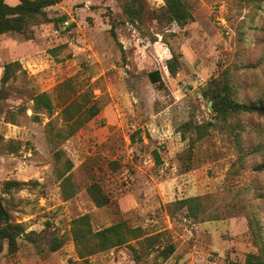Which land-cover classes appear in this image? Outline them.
<instances>
[{
	"label": "rangeland",
	"instance_id": "1",
	"mask_svg": "<svg viewBox=\"0 0 264 264\" xmlns=\"http://www.w3.org/2000/svg\"><path fill=\"white\" fill-rule=\"evenodd\" d=\"M127 1L63 0L32 39L0 35V87L3 66L21 65L0 101V195L12 222L36 239L21 235L14 253L4 242L0 264H138L132 248L145 264H231L256 251L246 214L264 195V116L238 117L248 147L241 161L230 129L218 125L197 140L195 126L212 118L200 88L226 69L239 99H264V0H186L195 21L183 28H160L153 12L164 0H139L143 20L127 22ZM172 51L181 64L175 77L166 66ZM154 71L161 85L151 81ZM41 93L54 108L37 119L32 99ZM83 95L102 110L63 140L62 110ZM68 160L75 194L65 200L59 174ZM12 180L25 185L5 193ZM93 183L108 205L94 204ZM196 196L206 213L174 212V202ZM83 215L94 231L126 222L144 235L162 233L176 251L156 261L132 240L81 257L70 232ZM50 235L66 238L58 251H50Z\"/></svg>",
	"mask_w": 264,
	"mask_h": 264
},
{
	"label": "trees",
	"instance_id": "2",
	"mask_svg": "<svg viewBox=\"0 0 264 264\" xmlns=\"http://www.w3.org/2000/svg\"><path fill=\"white\" fill-rule=\"evenodd\" d=\"M16 4L11 5L8 0H0V35L7 33H15L23 35L27 39H32L33 27L41 24L50 23L53 20L48 15L47 9L60 3L63 0H16ZM123 12L127 18V22L132 24L141 22L145 12L144 5L139 0H128L124 3ZM153 16L160 28H166L176 23L180 28L195 21L192 9L186 0H164V6L155 10ZM62 18L61 21H63ZM112 34L117 37L115 26H113ZM172 57L167 61V68L172 77H175L180 69V60L178 55L173 51ZM180 57V56H179ZM19 62H10L3 66L0 87V101L7 98L8 93L5 89L6 85L16 76ZM153 83L162 84L159 71H154L149 75ZM202 97L211 103L212 118L204 123L195 126L197 140H201L210 133L211 128L218 125L231 130L234 141L239 151L238 160L244 157L246 151L245 141L241 134L235 129L238 125V117L240 115H258L264 116V99L256 102H247L239 99L237 95L236 85L233 81L231 71L229 69L221 72L218 77L209 80L200 88ZM86 95L80 96L76 100L71 101L64 109L62 114L67 122V129L60 133L63 140H67L74 136L77 131L90 120L99 115L102 108L96 100L85 98ZM85 98V99H84ZM84 99V100H83ZM34 111L36 118L42 111L48 113L53 112L52 98L47 93H41L33 97ZM1 114V107H0ZM248 148V147H247ZM248 152L245 158L249 155ZM156 163L161 162L158 154L155 155ZM73 167L70 160L66 162V168L60 172L59 177L63 179V198L65 200L74 196L75 192L71 183V176L68 174ZM259 170L264 173V163ZM66 174H68L66 176ZM24 182L6 181L3 191L6 193L12 188L21 187ZM264 190V187L261 188ZM88 192L90 198L97 207H104L109 204L110 199L101 186L93 183ZM262 199L257 207L247 212L249 232L253 244L256 248L255 252L249 253L243 263L232 262L231 264H264V195L261 191L259 194ZM5 197L0 195V252L3 250L4 242L7 243L9 251L14 253L18 249V238L25 236L28 241L34 242V232H26L21 224H15L10 218L8 209L4 203ZM173 210L180 211L187 209L188 213L198 218L200 213H206V207L203 202V196H196L187 199L177 200L173 204ZM71 237L78 248L81 257L94 255L98 252H106L114 248L130 245L132 240H139L147 249L148 253H155L156 261L162 259L167 261L176 251L174 244L166 242L162 233L154 235H144L140 229L128 227L126 222H118L107 228L94 231L89 215H83L73 221L71 228ZM65 237L50 235L47 241L50 251H58L65 244ZM136 262L145 264L142 256L134 249Z\"/></svg>",
	"mask_w": 264,
	"mask_h": 264
},
{
	"label": "crops",
	"instance_id": "3",
	"mask_svg": "<svg viewBox=\"0 0 264 264\" xmlns=\"http://www.w3.org/2000/svg\"><path fill=\"white\" fill-rule=\"evenodd\" d=\"M16 0H11V5H14V4H16Z\"/></svg>",
	"mask_w": 264,
	"mask_h": 264
}]
</instances>
